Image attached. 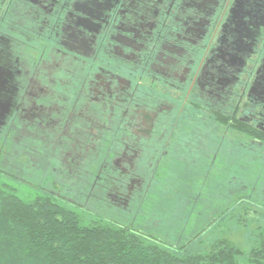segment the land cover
I'll return each mask as SVG.
<instances>
[{"label": "flooded vegetation", "instance_id": "1", "mask_svg": "<svg viewBox=\"0 0 264 264\" xmlns=\"http://www.w3.org/2000/svg\"><path fill=\"white\" fill-rule=\"evenodd\" d=\"M262 65L264 0H0V137L53 176L35 187L103 217L159 188L220 202L222 170L232 202L237 145L250 164L264 138Z\"/></svg>", "mask_w": 264, "mask_h": 264}, {"label": "trees", "instance_id": "2", "mask_svg": "<svg viewBox=\"0 0 264 264\" xmlns=\"http://www.w3.org/2000/svg\"><path fill=\"white\" fill-rule=\"evenodd\" d=\"M253 138L262 145L254 142L252 152H263L264 138L255 134ZM2 139L5 140L4 136ZM225 149L229 151L228 145ZM236 152H240L238 145ZM253 157L249 163L254 166L250 169L236 164L235 173L241 172L238 176L241 175L243 185L256 180L258 183L263 178L264 166ZM249 172H253L250 179L245 177ZM223 180L222 174L219 188L208 189L209 200L219 197L220 202H202L207 216L208 210L213 212L217 207L212 224L228 213L223 198L228 200L230 192L228 183ZM21 181L9 169L0 166V264H264V228L261 226L253 232L250 245L245 249L226 237L208 242L199 240L210 222H207L209 226L199 228L191 239L167 246L83 206L61 202L48 190L35 186L28 189ZM235 198L236 195L234 202ZM197 207L199 202H190L192 212L187 215L190 224L197 221L192 216ZM260 208L261 212L253 211V217L259 215L258 220L264 225V204ZM241 210L247 212L248 206H241Z\"/></svg>", "mask_w": 264, "mask_h": 264}, {"label": "rangeland", "instance_id": "3", "mask_svg": "<svg viewBox=\"0 0 264 264\" xmlns=\"http://www.w3.org/2000/svg\"><path fill=\"white\" fill-rule=\"evenodd\" d=\"M19 134L20 133L17 135ZM4 141L5 140L0 137V166H3L4 169H9L12 174L21 178V182L25 183L24 186L28 189L34 188L33 186L35 185L39 186L40 183L38 182H41V184L45 185L47 189H50L51 186H49V184L51 183L53 176L43 175L42 172L46 171H44L40 165H27V161L20 164V162H23L22 152L20 150L21 142L18 140L13 148L12 145L14 142L5 143ZM10 150L12 152H10ZM15 152L17 153L16 155H14ZM223 155L226 156L225 152H222V156ZM253 155L255 156L253 157ZM251 156L256 160H259L260 162L258 161V163L261 164L262 167L264 166V151H258L256 153L252 152ZM234 157L236 164L240 163L241 166L243 165L248 169H250L251 166H254L252 164H245V161L242 158L243 156L240 153L235 154ZM233 158L231 159V163L233 162ZM229 163L230 161L227 159L226 167L230 166L231 163ZM222 172L224 177L223 181L228 183L232 177V175H230L231 173L224 170H222ZM197 174L198 177L201 176L200 173ZM239 174H241V172L236 174L237 190L235 193V201L239 202V204L234 201L227 202L229 199L226 200L227 198H223L225 206L229 208L227 210L228 213L221 216L219 221L217 220L215 224H212L214 222L212 218H214V214L217 213V207L213 210V212L215 211L214 213L208 210L209 215L207 216L206 207L204 208V211L202 210L205 205H203L202 202H199V207L194 210L195 212L192 215L197 219V221L194 222V224H190V220L187 218V215L192 212L189 209L190 202L176 201L174 194H178L181 192L180 190L167 191L164 188L156 190L154 194L155 202H144L138 207L137 213L133 212L130 216H128L105 211V219L118 225L138 230L148 236L154 237L167 246H175L180 243V241L183 242L191 239L200 230L199 228L203 229V227L209 226L207 222H210V226L205 228L204 232L201 233L199 240L208 242L215 238L226 237L231 239L233 243L245 249L247 245H250V241L253 238L252 234H254L253 232L256 228L258 226L264 228V225L261 224L260 220H258V218H260L259 215L253 217V211H260V206L264 204V174H262L263 178L258 183L256 180L251 183L248 182L244 185L243 183L241 184V175L238 176ZM252 174L253 172H249L248 174L245 173V177L247 176V178L250 179ZM173 178H178L181 182H185L186 180L191 182L193 180V175L184 176L180 174L174 175ZM26 179L33 185L27 184V182L24 181ZM22 188L24 191H21L25 193V188ZM238 198L240 199L238 200ZM242 202H245L244 205H242ZM80 203L87 205L92 213L99 215L102 214V211L99 209H91L93 206H98L95 202ZM241 206H248L247 212L244 213V211L241 210ZM184 220H186L185 223Z\"/></svg>", "mask_w": 264, "mask_h": 264}, {"label": "water", "instance_id": "4", "mask_svg": "<svg viewBox=\"0 0 264 264\" xmlns=\"http://www.w3.org/2000/svg\"><path fill=\"white\" fill-rule=\"evenodd\" d=\"M262 68L264 69V65H262ZM3 69L0 67V76L3 75ZM1 86V85H0ZM2 90V88L0 87V91Z\"/></svg>", "mask_w": 264, "mask_h": 264}]
</instances>
